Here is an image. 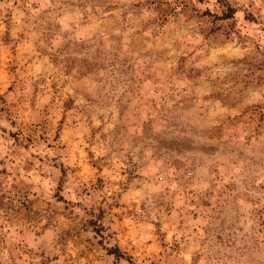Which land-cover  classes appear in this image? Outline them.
<instances>
[{
    "label": "clouds",
    "instance_id": "obj_1",
    "mask_svg": "<svg viewBox=\"0 0 264 264\" xmlns=\"http://www.w3.org/2000/svg\"><path fill=\"white\" fill-rule=\"evenodd\" d=\"M0 264H264V0H0Z\"/></svg>",
    "mask_w": 264,
    "mask_h": 264
}]
</instances>
